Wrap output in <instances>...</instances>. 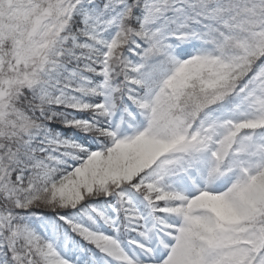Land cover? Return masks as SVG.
I'll return each instance as SVG.
<instances>
[{"label":"snow or ice","instance_id":"1","mask_svg":"<svg viewBox=\"0 0 264 264\" xmlns=\"http://www.w3.org/2000/svg\"><path fill=\"white\" fill-rule=\"evenodd\" d=\"M0 264H264V0H0Z\"/></svg>","mask_w":264,"mask_h":264}]
</instances>
